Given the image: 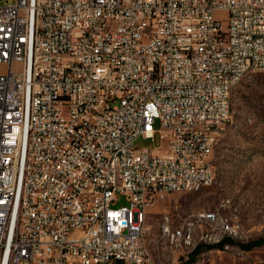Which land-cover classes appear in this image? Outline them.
Returning a JSON list of instances; mask_svg holds the SVG:
<instances>
[{"label": "built area", "instance_id": "1", "mask_svg": "<svg viewBox=\"0 0 264 264\" xmlns=\"http://www.w3.org/2000/svg\"><path fill=\"white\" fill-rule=\"evenodd\" d=\"M0 64V264H166L145 245L162 206L157 245L239 235L169 201L215 180L234 79L264 66V0H0Z\"/></svg>", "mask_w": 264, "mask_h": 264}, {"label": "rangeland", "instance_id": "2", "mask_svg": "<svg viewBox=\"0 0 264 264\" xmlns=\"http://www.w3.org/2000/svg\"><path fill=\"white\" fill-rule=\"evenodd\" d=\"M7 70L8 66L0 64V75ZM230 102L231 118L218 135L215 149L213 184L196 192L172 195L169 203L176 206L173 212L181 217L201 210L218 211L223 217L238 221L240 233L227 241L229 249L200 240L201 233L196 235L195 248L157 245L164 210L159 207L149 216L147 245L151 254L166 264H258L264 259V240L251 249L244 247L251 241L264 239V71H253L238 83ZM161 144L159 134L154 139L141 137L135 142L138 148L152 149ZM126 198L118 193L114 206L129 204ZM173 218L177 225V217Z\"/></svg>", "mask_w": 264, "mask_h": 264}, {"label": "bare ground", "instance_id": "3", "mask_svg": "<svg viewBox=\"0 0 264 264\" xmlns=\"http://www.w3.org/2000/svg\"><path fill=\"white\" fill-rule=\"evenodd\" d=\"M253 71H256V70L245 69V71H240L239 72V78L234 79L233 88ZM257 71H264V66H257ZM233 88H232V90H233ZM232 90H231V93H232ZM231 93H230V99H231ZM228 118L229 119H223L221 121V129H223L224 125H226V123H228L230 121V118H231V104H230V109H228ZM206 186H210V185L199 184L197 187L194 188V191H190V192L199 191V190H201L202 188H204ZM162 224H166V213H163L162 220H161V223H160V235L161 236H162ZM167 225H168L169 228H177V225L175 224L173 217H168L167 218ZM173 239H174V231H166V240H173ZM145 245H146V248L149 249V247L147 245V236L145 238ZM149 254H151L150 250H149Z\"/></svg>", "mask_w": 264, "mask_h": 264}, {"label": "trees", "instance_id": "4", "mask_svg": "<svg viewBox=\"0 0 264 264\" xmlns=\"http://www.w3.org/2000/svg\"><path fill=\"white\" fill-rule=\"evenodd\" d=\"M263 240L264 239L251 241L250 243L244 245V247L247 248V249H251L253 246H257L259 244H262L263 243ZM227 241H232V239L229 238V239L225 240L224 242H222L220 244H214V245H211V246H213V247L224 246V243L227 242Z\"/></svg>", "mask_w": 264, "mask_h": 264}]
</instances>
